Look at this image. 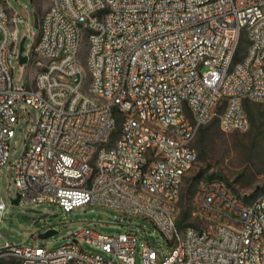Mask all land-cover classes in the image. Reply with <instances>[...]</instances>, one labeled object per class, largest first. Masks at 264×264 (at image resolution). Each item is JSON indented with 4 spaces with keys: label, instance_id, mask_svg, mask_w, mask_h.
Listing matches in <instances>:
<instances>
[{
    "label": "built area",
    "instance_id": "obj_1",
    "mask_svg": "<svg viewBox=\"0 0 264 264\" xmlns=\"http://www.w3.org/2000/svg\"><path fill=\"white\" fill-rule=\"evenodd\" d=\"M45 1L21 64L19 13L0 0V177L5 168L20 201L142 216L171 250L162 257L135 230L87 225L57 248L6 241L0 264H135L138 245L143 264H264V193L203 176L191 199L202 222L180 205L201 128L246 131L247 103L264 102V0ZM12 53L37 69L25 84ZM27 106L38 121L12 161ZM5 208L0 192V221Z\"/></svg>",
    "mask_w": 264,
    "mask_h": 264
},
{
    "label": "rangeland",
    "instance_id": "obj_2",
    "mask_svg": "<svg viewBox=\"0 0 264 264\" xmlns=\"http://www.w3.org/2000/svg\"><path fill=\"white\" fill-rule=\"evenodd\" d=\"M11 10L19 13L16 19L18 36L21 39L26 36L24 54L31 50L36 42L39 26L35 21L41 17L48 6L45 0H6ZM20 17L23 21H20ZM247 49V41L241 43L239 55H243ZM86 48H83L85 53ZM11 68L19 84H25L27 78L33 76L36 67H24L19 63L15 54L10 56ZM22 117L17 124L15 136L11 141V160L15 161L23 152L26 135L30 129H34L38 121V112L35 108L27 106V110L19 108ZM247 111L250 118L248 130L239 132L223 131L217 120L201 128L193 141L198 157L192 168L188 171L180 198L183 216L193 223H200L202 219L191 214L192 196L197 188L199 178L216 177L224 180L233 191L250 193V198L264 193V102L251 101L247 103ZM17 187L10 180L5 168L1 171L0 192L5 202L3 219L0 221V245L6 241L12 243L27 242L33 245H45L57 248L62 244L73 240L74 234L84 226H92L96 229L116 234L135 230L139 237L146 239L156 247L163 257L171 250L167 241L161 238L159 229L149 220L142 216L123 213L115 207L101 203L85 204L76 207L71 212H65L58 204L44 203L36 205L31 201H20L14 204L12 199L17 196ZM30 208H36L48 216L39 220L41 214L28 212ZM19 215H28L30 220L21 219ZM58 230L52 236L40 238L39 234L48 228ZM81 247L98 251L85 241H80ZM135 264H143L137 247Z\"/></svg>",
    "mask_w": 264,
    "mask_h": 264
},
{
    "label": "water",
    "instance_id": "obj_3",
    "mask_svg": "<svg viewBox=\"0 0 264 264\" xmlns=\"http://www.w3.org/2000/svg\"><path fill=\"white\" fill-rule=\"evenodd\" d=\"M35 24H36V26H39L38 18H36ZM25 41H26V36H24V37L22 38V40H21V47H20L21 52H24V50H25ZM27 61H28V55H26V54H25V55H22L21 58H20V62H21V64H24V63H26ZM12 202H13L14 204H19V203H20V197L17 195L15 198L12 199ZM27 211H28V212L32 211V212H36V213H40V214H41L40 218L37 219L36 221H34L35 223L39 222V220H40L41 218H45V217L48 216V213H42L41 210L36 209V208H30V209H28ZM18 217L21 218V219L30 220V216H28V215H19ZM57 232H58L57 229L50 227V228H48L47 230L41 232V233L39 234V237H40V238H47V237H49V236L54 235V234L57 233Z\"/></svg>",
    "mask_w": 264,
    "mask_h": 264
},
{
    "label": "trees",
    "instance_id": "obj_4",
    "mask_svg": "<svg viewBox=\"0 0 264 264\" xmlns=\"http://www.w3.org/2000/svg\"><path fill=\"white\" fill-rule=\"evenodd\" d=\"M33 2L35 1V0H32Z\"/></svg>",
    "mask_w": 264,
    "mask_h": 264
},
{
    "label": "flooded vegetation",
    "instance_id": "obj_5",
    "mask_svg": "<svg viewBox=\"0 0 264 264\" xmlns=\"http://www.w3.org/2000/svg\"><path fill=\"white\" fill-rule=\"evenodd\" d=\"M42 219V218H41Z\"/></svg>",
    "mask_w": 264,
    "mask_h": 264
}]
</instances>
